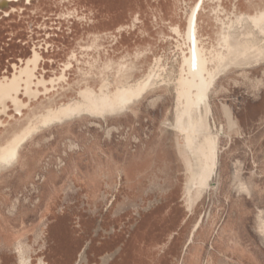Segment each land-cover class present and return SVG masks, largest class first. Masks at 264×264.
<instances>
[{"label": "rangeland", "instance_id": "rangeland-1", "mask_svg": "<svg viewBox=\"0 0 264 264\" xmlns=\"http://www.w3.org/2000/svg\"><path fill=\"white\" fill-rule=\"evenodd\" d=\"M104 2L108 29L114 14L124 22L130 10L147 15L152 42L142 43L146 54L137 78L159 62L149 82L132 83L142 92L129 109L110 111L127 96V87L119 86L112 98V75L97 89L85 86L79 95L92 113L76 110L61 121L75 118L42 128L13 166L0 168V264H19L18 243L33 264H264V16H233L225 27L230 68L216 78L209 92L212 112L203 115V129L219 133L216 172L191 211L172 128L180 54L168 30L172 24L185 28V11L166 17L158 31L150 12L156 0L13 2L14 11L5 7L9 15L0 9V80L11 77V63L34 46L44 56L37 74L41 67L45 76L57 72L63 51L90 23L86 5L101 9ZM199 33L206 37L207 30ZM140 36L136 30L114 45L106 39L107 55L133 51ZM54 95L60 102L78 98Z\"/></svg>", "mask_w": 264, "mask_h": 264}, {"label": "bare ground", "instance_id": "bare-ground-1", "mask_svg": "<svg viewBox=\"0 0 264 264\" xmlns=\"http://www.w3.org/2000/svg\"><path fill=\"white\" fill-rule=\"evenodd\" d=\"M7 1L0 0V6L2 7ZM25 1L29 2L31 0ZM202 1L196 0L192 5L191 11L187 14L184 29L181 30L177 25L171 28L172 34L175 35L176 48L180 54L174 101L177 115L175 113V124L172 128L177 134V147L185 166L186 179L184 182L183 198L189 211L192 210L198 197H200L202 191L209 185V181L216 172L219 133L214 134L211 131L203 129L205 126L203 115L210 114L211 112L209 92L213 87L215 79L222 71L230 68V65L226 61L231 53L232 44L230 33L225 27H231L233 16L237 18L234 12L229 13L224 18L217 16L214 20L216 31L211 26L214 31L212 34L213 31L211 32L209 30V23L202 25V18L198 17ZM263 16L264 8L254 15H249V17L255 19H261ZM200 28L207 30L206 37L205 34L199 33ZM145 53L146 49L137 51L135 54L137 61L142 62ZM33 56V58L37 57L36 52ZM34 60H31V62L35 63ZM29 62L30 59L29 61L27 60L26 65L19 67L11 77H3L0 80V115L7 112V100L11 101L16 112L21 113L24 108H28L30 100H37L39 94L42 93L45 96V99L40 100L41 103L42 101H48L47 104L50 106L53 103L54 96L51 97L52 94L49 96V93H53L54 95V93H59V91L63 93L66 90L67 87L64 86L65 77L63 76V71L69 67V64L65 65L62 69L61 76L52 79L49 78L50 80L46 81L41 78L34 80L33 73L36 64L30 67ZM158 62L159 59H155L148 70L143 74L141 73L142 76L139 78L145 80L143 82H149L151 80L155 65ZM92 68H94L93 63L86 68L78 67L82 75V82L77 83V88L79 87L76 90L77 99L67 100L55 107L46 106L45 110H42L37 115L34 114L35 116H32L28 120L29 123L20 132L14 133L11 140H6L7 142L0 145V168L6 167L15 161L21 144L32 134L37 131L39 132L40 128H45V126L47 127L57 121H61L68 114L76 110L92 113L91 105L86 104L80 97L79 93L82 87L78 86L82 83L85 85L89 79L88 77L91 75L90 70ZM135 69H137V63L128 65L127 63L117 61L113 63L111 60L107 61L102 66V69H100L99 73H101V78H103L95 89L100 87L111 75L112 98L115 97L119 86H123V88L127 87V96L125 99L120 102V106L117 109L110 111L122 112L127 110V108L129 109L140 98L142 87L136 91L133 90L132 83L136 82L137 79L133 82H131L133 79L130 80ZM94 76H92V80ZM70 87L69 85L68 89ZM19 90H23V93L29 97L28 103L17 98ZM62 105H65V107L61 108ZM9 117L11 118L12 115ZM9 125V121L5 123L0 118V127L3 126L5 128ZM220 127L223 128V125L220 124ZM201 217L198 218L193 226L190 237L200 222ZM259 223H261L260 220ZM261 225L264 224L261 223ZM21 264L33 263L28 257L21 256ZM36 264L43 263L40 261Z\"/></svg>", "mask_w": 264, "mask_h": 264}, {"label": "crops", "instance_id": "crops-1", "mask_svg": "<svg viewBox=\"0 0 264 264\" xmlns=\"http://www.w3.org/2000/svg\"><path fill=\"white\" fill-rule=\"evenodd\" d=\"M33 1L34 0H31L29 2H26L25 0H8L4 5H2V7L0 6V9L3 11L5 15H9L10 11L6 10L5 7H8L11 9V11H14V7L11 6V3L22 2L27 5H32ZM75 1L77 5L82 2V0H75ZM195 1L196 0H156V5L152 9H150V12L154 15L155 20L157 22L156 30L159 31L160 30L159 28H162V27L165 28V24H166L165 18L166 17L175 16L179 12H183V11H185L188 14L191 11V7L195 3ZM101 5H102L101 9L96 7L93 4L86 5L84 18L88 17L90 20V23L88 24L87 27H84V29L81 31V33L78 36L74 38L73 43H72L73 46L67 49L66 51H63L64 60L60 64V68L57 72L55 71L49 74L48 76H45V70L43 67H41L42 70L39 72V74H37L41 66V62L42 60H44V56L34 46L31 48V53L29 56H27L26 58L19 57L16 62L11 63V67L13 69L11 76L14 74V72L19 67L21 66L23 67L24 65H26L27 60L29 61V59H30V62H29L30 67H33L34 64H36L34 73H33L34 80L41 78L43 80L48 81L52 78L59 77L62 75V71H63L62 69L65 67V65L69 64V67L65 68V70L63 71V76L65 77L64 86L67 85L65 86L67 88L66 90L63 91V93H73L76 95V90L79 88V87L77 88V83L82 82V75L80 74L78 67L80 66L82 68H86L91 63L94 64V68L90 70L91 75L88 77L89 79L87 80L85 85L95 88L97 87L101 79L103 78V77L101 78V73H99L100 69H102V66L107 61L111 60L113 63L117 61V62L127 63L128 65H133L137 63V69L134 70L132 74L133 76L130 80L133 79L131 81L133 82L136 79H138L137 76L138 74H140L141 69L139 68L140 61L139 60L137 61L135 54L137 51L141 49L142 43L145 42L146 44H149L152 42L151 41L152 32L147 29V15H145V11H142L139 9L135 11L130 10L131 12H129L128 19L124 22L122 20L123 16L121 13L114 14L110 16L112 21L114 22L112 25L113 27L111 29L110 28L108 29L107 28L108 23L106 21L108 7H107V4H105V2ZM263 8H264V0H203L201 7L199 9L198 17L202 18V21H201L202 25H205L206 23H209L211 25L212 24L211 19L214 17L220 16V15L222 16L225 15L223 12H228V13L234 12L236 17L240 19H246L249 15H254L255 13H258L259 11H261ZM217 12L219 14H216ZM174 13H177V14H174ZM162 17L163 19H161ZM173 26L175 25L172 24V25H169L168 27V30L171 33H172L171 28ZM132 29L134 31H132ZM136 30L138 34H140L141 36H140L139 44L137 45V47L134 48L133 51L127 48L126 52L121 57H118V58L113 55L112 56L107 55L109 53V50L105 43L106 39H110L111 44L114 45L117 41L126 40L125 37L129 39V35L133 32H136ZM164 33H166L165 30H164ZM47 47H49V43H47ZM112 49H114V46H112ZM35 52L37 54V57L33 58L34 57L33 55ZM31 60H34L35 63L31 62ZM113 66H115V64H113ZM70 70L73 71V75H71V73H68V71ZM92 76H94L93 80L91 79ZM216 81L217 80L215 79L213 83V88H214ZM69 85L71 87L68 89ZM85 85L82 83V84H79L78 86L83 88ZM59 93H62V91H59ZM50 95L51 94L49 93V96ZM19 96H21V98H19ZM52 96H54L53 103H51L49 106V104H47L48 101H42L41 103L40 100L45 99V96L42 93L39 94L37 97V100H30L28 108H24L21 113L16 112L13 108L11 101L7 100L6 101L7 112L5 114H1L0 118L5 123L9 121L10 125L6 126L5 128L3 126L0 127V145L7 142L6 140L8 141L11 140L14 133L20 132L23 129V127H25L29 123L28 120L32 116L39 114L42 110H45L46 106L55 107L63 103V101L60 102L58 100V98L56 97L57 95L52 94L51 97ZM17 98L21 99L25 103L29 102L28 101L29 97L23 93V90H19L17 94ZM9 111H11L12 114H8ZM226 113L228 114L227 110H226ZM11 115L12 117L10 118L9 116ZM75 117H72V118H75ZM72 118H67L63 121L55 122L51 125H48L47 127H50L55 124L64 123L66 120H71ZM47 127L45 126V128ZM42 128H40L39 131ZM36 133H38V131L35 132L34 134ZM34 134L28 137L25 140V142L21 144L20 148L18 149L19 154L17 153V157L15 161L12 162L13 164L11 163L7 165L6 167H4L3 169L13 166L18 161L19 156H20V149ZM183 165H184V162H183ZM133 170H134L133 165H130L127 168L128 173H132ZM201 222H202V217L196 229L194 230L192 236L191 237L189 236L185 244V247H187L192 242L194 233L200 227ZM17 249H18V253H20L19 254L20 264H21V256L30 258L29 256L25 255L22 244L18 243ZM19 249L21 250L19 251ZM44 264H47V263L44 262ZM177 264H181V261L179 260Z\"/></svg>", "mask_w": 264, "mask_h": 264}, {"label": "flooded vegetation", "instance_id": "flooded-vegetation-1", "mask_svg": "<svg viewBox=\"0 0 264 264\" xmlns=\"http://www.w3.org/2000/svg\"><path fill=\"white\" fill-rule=\"evenodd\" d=\"M29 259H30V258H29ZM30 260H31V259H30ZM31 261H32V260H31ZM40 261H41V260H40ZM40 261H39V262H40ZM41 262L44 264L45 261L42 260ZM19 264H20V259H19ZM35 264H36V263H35Z\"/></svg>", "mask_w": 264, "mask_h": 264}]
</instances>
